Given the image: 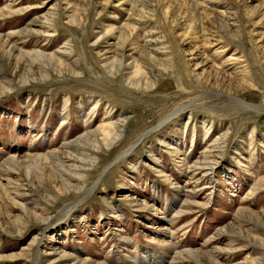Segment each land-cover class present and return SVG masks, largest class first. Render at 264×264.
Returning a JSON list of instances; mask_svg holds the SVG:
<instances>
[{"label":"rangeland","instance_id":"rangeland-1","mask_svg":"<svg viewBox=\"0 0 264 264\" xmlns=\"http://www.w3.org/2000/svg\"><path fill=\"white\" fill-rule=\"evenodd\" d=\"M52 13L41 33L33 20ZM0 35L17 43H0V166L13 154L65 155L85 132L126 120L82 200L63 195L50 160L0 169V264H31L1 257L37 249L39 264L55 251L140 264L144 251L171 261L188 249L264 264V0H0ZM56 51L64 64L35 56ZM120 62L145 77L136 70L131 83ZM31 187L33 200L15 196ZM32 207L50 221L15 233Z\"/></svg>","mask_w":264,"mask_h":264},{"label":"bare ground","instance_id":"bare-ground-1","mask_svg":"<svg viewBox=\"0 0 264 264\" xmlns=\"http://www.w3.org/2000/svg\"><path fill=\"white\" fill-rule=\"evenodd\" d=\"M5 8H7V7H5ZM29 10H31V9H29ZM46 19H47V23H43V22L38 23V21H35L36 20L35 19V20H33L32 24H40V26L46 28V30L45 31L43 30L44 32H41V33H45V32L47 33V31L49 29H51L52 26H54V24H55V21H56L55 14H53V13L50 14V17H47ZM24 31L26 33H30V34L32 33V32H30V31H32V29H29V28L28 29L26 28V29L22 30L21 33H25ZM49 31H51V30H49ZM6 36L9 37V35H6ZM8 37H7V39H5L4 37H2L0 35V43L5 42L6 44L8 43V45H11V48L15 47L17 45V43H13V44L9 43L8 42ZM35 54H36L35 55L36 57L43 58V60H38L40 63L43 62V64L44 63H46V64L49 63V64L52 65V63H54V62L56 63L57 62L59 64H64V63H61L63 61L61 60L60 56H58V54H59L58 51L52 53L49 56L43 55V53L40 54L38 52H35ZM8 57H11V55H8ZM34 60H35V58H34ZM110 65H114V64L112 63ZM116 66L119 68V70L124 71V73H126V75L127 74H131V76L129 77V81L131 83H134L136 81L135 77L138 74L136 70H139V72H140L138 74L139 75L138 77L143 78V76H144V70H143L141 65H139L138 67L135 68L133 66V64H132V66H128V65H125V64L122 65V63L121 64L118 63V64H116ZM131 67L134 70L130 71L129 69H131ZM110 71L113 73L114 71L117 72L118 69H115L114 67H112ZM133 74L135 75V77L132 76ZM127 77H128V75H127ZM237 102L240 105H242V106L245 105L244 102H240L239 100H237ZM188 107H191V106H183L179 110L180 111L181 110H185ZM108 117H109V115H108ZM125 121L126 120H120V121H117V120L115 121L114 120L113 122L112 121H110V122L108 121L106 123H102L101 125H99L94 131L85 132L84 134L80 135V137L77 140L74 141V142H76V146H74L73 143H66L64 145L65 147L68 146V148H70V150L67 151L65 153V155L64 154L63 155L59 154L57 150H53V151H50V152L44 153V154H39V153L38 154H31V153H28L27 156H26L27 159L23 160V159H20V157L17 154H13L1 164L0 169L7 170V169H10V168H15V167L21 169L23 167L22 166V162L23 161L27 162V160H32L33 163L34 162L36 163V162H39V161H46L47 162V161L50 160L51 161L50 165L52 164L53 168H55V171L59 172L57 177L59 178V180H61L60 182H63V185H64L63 195H67L68 197L69 196L70 197H72V196L74 197L75 196L77 200L78 199L82 200L83 196H85V194H87L89 192V191H87L89 188H86L85 182L87 181V178H88V175H89L88 174L89 171L93 170L95 168L93 166H95V164L99 160V157H98L99 154H100L99 152H102V150L112 147L114 144H117L118 141L122 139V136L124 134V129H125V127H124L125 126V124H124ZM93 142H95L94 147L91 146ZM90 148H92V150ZM129 151L130 150H127L123 154L128 153ZM79 159H82L81 165H77V163L74 164L73 165V169H72L73 171L70 169L72 167L71 165L68 166L67 164H65V162H68L67 160H69V161H78L79 162ZM202 163L203 164L206 163V165H207V163H209V162L203 161ZM209 164H208L207 167H209ZM202 166H204V165H202ZM200 168H202V167H200ZM57 172H55V173L57 174ZM263 182H264V179L259 181L258 184H260L261 186H264ZM31 189H32V187H31ZM31 189L27 190V192H22V194L21 193H16L15 196L17 198L19 197L20 199H23V200H26V199H32L33 200L34 198H29V197L33 196L35 191H37V190H35L36 188L34 190L33 189L31 190ZM45 189H47V190H43V191L48 192L49 188L45 187ZM45 195H47V193H45ZM54 197H53V199H54ZM50 200H52V199H50ZM35 201H36V199L34 200V202ZM53 201H55V199ZM26 204L29 205L30 203H26ZM40 204H38V205H40ZM70 205H72V204H68L66 206V208H65L66 210L64 209V212H68L69 213L68 210H71V206ZM137 205H138L137 207L139 209H141V208H145L146 204H144V205L137 204ZM38 210L35 207L29 208L28 210H26V215L28 217L27 219L26 218L22 219V217L16 218L14 223H17L18 226L16 227L17 230H15L16 231L15 233L20 234V232H22L24 229H26L28 227V225L30 224L31 221H36V222H39V223L42 222L43 224H48V222L50 221L49 216H47L46 213L44 215V213H42V211H40L42 209L39 210L40 212ZM14 225H16V224H14ZM229 227L231 228V232H232V230L234 228L233 225H229V226L225 227L224 231H226V232L230 231ZM222 232H223V230H220L217 233V235L221 236ZM11 233H14V232H11ZM38 238H39V236L37 235L36 238L32 241V242H34L33 244H35V243L37 244L39 242ZM27 251L28 250H25L23 252V250H22L20 253L8 254L6 256H2L1 259H6L7 258V260L15 261V260L21 259V257L24 255L26 258H28L30 260L31 264H39L42 261V258L44 256L42 255V253L40 252L39 249L34 251V253H30V252H27ZM144 252L147 254V256H149V258L146 257V258H148V263L145 262L144 260H141L140 264H164V262H166L167 264H171V263H174V262L176 263L179 260L181 262H182V260H187V261H190L192 264H204V263L205 264H222V263H220L218 261H215L212 258L214 256V255H212L213 251L210 252V251H203V250H200V249H194V250L193 249H188L186 251H182V252H178V253L176 252V254L174 255V258H172L171 261H169L170 259L166 256V254H163L159 258V257H157L156 253H154V252H148V251H144ZM54 254H59V257L52 261V262H56L54 264H108V262H106V263L104 262L103 263V262H95V261H91V260H87V259H79V258L76 259L77 257H73L72 255H70V254H68L66 252L64 253L63 251H58V252L55 251ZM52 262H50L48 264H51ZM131 263H133V262H131Z\"/></svg>","mask_w":264,"mask_h":264},{"label":"water","instance_id":"water-1","mask_svg":"<svg viewBox=\"0 0 264 264\" xmlns=\"http://www.w3.org/2000/svg\"><path fill=\"white\" fill-rule=\"evenodd\" d=\"M130 153V152H129Z\"/></svg>","mask_w":264,"mask_h":264}]
</instances>
